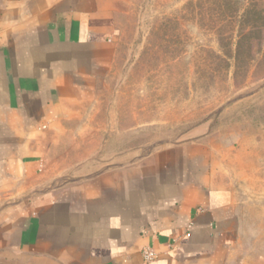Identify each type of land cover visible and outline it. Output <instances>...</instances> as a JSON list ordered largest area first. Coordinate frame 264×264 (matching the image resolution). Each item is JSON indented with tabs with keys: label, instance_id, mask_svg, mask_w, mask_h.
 <instances>
[{
	"label": "crops",
	"instance_id": "obj_1",
	"mask_svg": "<svg viewBox=\"0 0 264 264\" xmlns=\"http://www.w3.org/2000/svg\"><path fill=\"white\" fill-rule=\"evenodd\" d=\"M132 3L0 0V264H145V247L150 264H264L238 193L187 144L51 188L49 152L90 112Z\"/></svg>",
	"mask_w": 264,
	"mask_h": 264
},
{
	"label": "rangeland",
	"instance_id": "obj_2",
	"mask_svg": "<svg viewBox=\"0 0 264 264\" xmlns=\"http://www.w3.org/2000/svg\"><path fill=\"white\" fill-rule=\"evenodd\" d=\"M114 45L87 117L49 152L51 188L184 143L234 187L264 253V197L244 194L264 190V0H133Z\"/></svg>",
	"mask_w": 264,
	"mask_h": 264
},
{
	"label": "built area",
	"instance_id": "obj_3",
	"mask_svg": "<svg viewBox=\"0 0 264 264\" xmlns=\"http://www.w3.org/2000/svg\"><path fill=\"white\" fill-rule=\"evenodd\" d=\"M142 254L145 259V264H150V262H152L156 257V252L151 247H145L142 250Z\"/></svg>",
	"mask_w": 264,
	"mask_h": 264
}]
</instances>
